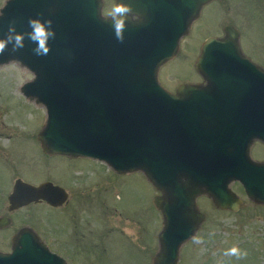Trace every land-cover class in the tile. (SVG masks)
<instances>
[{
	"label": "water",
	"instance_id": "95a60500",
	"mask_svg": "<svg viewBox=\"0 0 264 264\" xmlns=\"http://www.w3.org/2000/svg\"><path fill=\"white\" fill-rule=\"evenodd\" d=\"M208 1L123 0L138 15L126 20L123 42L102 0H6L0 9V37L12 22L26 34L29 18L52 20L46 56L34 53L27 35L23 48L13 52L9 44L0 54V64L17 61L33 73L21 92L45 107L43 152L98 160L118 173L140 170L159 191L153 202L163 226L152 264H177L180 246L205 217L199 195L236 211L241 201L229 185L238 181L249 199L264 203V161L250 156L255 140L264 143V69L242 53L237 31L228 26L203 42L195 67L204 85L180 84L173 93L158 81V68ZM66 197L50 181L17 178L8 209L42 200L59 206ZM6 220L0 216V226ZM0 264L66 262L23 228Z\"/></svg>",
	"mask_w": 264,
	"mask_h": 264
},
{
	"label": "rangeland",
	"instance_id": "374dc122",
	"mask_svg": "<svg viewBox=\"0 0 264 264\" xmlns=\"http://www.w3.org/2000/svg\"><path fill=\"white\" fill-rule=\"evenodd\" d=\"M114 3L102 0L104 16ZM220 16L218 7L209 5L194 19L175 55L158 68V80L165 89L175 92L180 84L199 79L195 62L203 42L219 32ZM244 26L240 48L264 68V14ZM32 78L33 73L17 61L0 64V215L20 219L37 229L46 242L52 241L51 230L56 225L70 223L72 217L79 218L88 230L115 229L111 237L88 231L90 246H98L79 264H152L163 226L162 214L153 202L159 191L140 170L116 174L97 160L44 153L38 136L46 120L45 107L21 92V86ZM250 156L264 161V143L254 141ZM17 178L33 185L51 181L79 195L88 192L90 206L86 212L82 206L81 213L78 206L54 210L36 202L9 213L7 196ZM229 186L241 201L236 211L215 207L205 194L196 198L197 208L205 217L195 234L180 246L177 264H264V203L249 199L238 181ZM90 207L95 208L93 215ZM193 237L202 242H194ZM234 245L247 255L240 259L224 255Z\"/></svg>",
	"mask_w": 264,
	"mask_h": 264
},
{
	"label": "flooded vegetation",
	"instance_id": "af4514ba",
	"mask_svg": "<svg viewBox=\"0 0 264 264\" xmlns=\"http://www.w3.org/2000/svg\"><path fill=\"white\" fill-rule=\"evenodd\" d=\"M209 5L217 6L219 11L221 12L220 17L222 19V23L219 24L220 25L219 32L216 33V35L214 36L215 38L223 37L226 33V28L228 26H231L237 31L238 38L240 41L242 29L245 28L244 24L246 26H250L253 24L254 19H259V18L261 19V17L263 18V14H264V0H210L202 5L199 15H201L202 10ZM238 20H240V22H238ZM248 58L254 64L263 68L257 61L253 60V58L251 57ZM187 83L205 84V82L203 81L200 75L197 81L187 82ZM116 174H120V173L116 172ZM64 190L67 194V197L65 202L59 206H52L47 202H45L44 200L39 202L46 203L54 210H59L60 208L66 206L67 209L72 210L75 206H78V210H80L81 213L84 211L82 206H85V212H86V209H88L90 206L89 193L86 192L83 195H79V193H71V191L68 192L66 188H64ZM7 201H8V196H7ZM8 207L9 204L7 205V211L9 213H13L18 210H21L24 206H20L19 208L13 210H9ZM90 209L92 210V215H93L94 212L93 210L95 208L90 207ZM4 217H6L7 220L4 222L3 225L0 226V253L11 254L13 252V247L16 243L17 236L20 235V231L23 228H29L31 232H33L39 238V240L42 241L48 247V249L51 252L62 257L65 260L66 264H79V260L82 258L85 259L84 256L89 252L90 249L92 251L93 248L98 246L97 243H92L90 246L89 241L87 239L89 233L91 234V232L96 231L97 234L105 233L108 237H111L116 232L115 229L113 228L106 230V232L101 229L88 230L86 229L87 228L86 224L83 225V223L80 222L79 218L72 217L69 220L70 223L61 224L62 226L60 227L56 225L55 226L56 228L51 230L53 234L52 241L46 242L40 237L37 229L22 223L20 219H12L8 215H5ZM84 217H88V215L85 214ZM94 218L99 222L97 217ZM55 221L59 222L57 220ZM88 231L91 232L88 233Z\"/></svg>",
	"mask_w": 264,
	"mask_h": 264
},
{
	"label": "clouds",
	"instance_id": "9594fccd",
	"mask_svg": "<svg viewBox=\"0 0 264 264\" xmlns=\"http://www.w3.org/2000/svg\"><path fill=\"white\" fill-rule=\"evenodd\" d=\"M5 4L6 0H0V9H3ZM129 15L131 16L132 20L138 18V15L133 12L131 5L129 3L123 2V0L114 3L110 11L107 13L106 18H111L114 34L118 41L123 42L124 40V29ZM28 24L31 28V31L25 34L24 32L16 31L14 22L9 23L7 34L3 37H0V54L5 52L9 44H11V50L13 52L23 48L25 35H27L30 41L35 43L33 51L36 55L46 56L49 53L50 47L48 41L50 38H55V31L51 27L52 20L50 18H45L42 20L39 17H35L29 18ZM193 240L196 243L202 242L199 237H193ZM224 255L235 256L237 259H240L245 257L247 253L242 251L238 246L234 245L227 249L224 252Z\"/></svg>",
	"mask_w": 264,
	"mask_h": 264
}]
</instances>
